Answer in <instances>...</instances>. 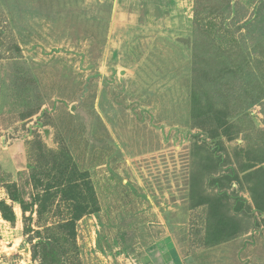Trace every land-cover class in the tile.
I'll use <instances>...</instances> for the list:
<instances>
[{
  "label": "rangeland",
  "instance_id": "rangeland-1",
  "mask_svg": "<svg viewBox=\"0 0 264 264\" xmlns=\"http://www.w3.org/2000/svg\"><path fill=\"white\" fill-rule=\"evenodd\" d=\"M260 88L264 0H0V264L67 218L60 194L21 210L66 166L99 206L76 264H264ZM194 89L226 126L193 121Z\"/></svg>",
  "mask_w": 264,
  "mask_h": 264
},
{
  "label": "trees",
  "instance_id": "trees-1",
  "mask_svg": "<svg viewBox=\"0 0 264 264\" xmlns=\"http://www.w3.org/2000/svg\"><path fill=\"white\" fill-rule=\"evenodd\" d=\"M198 4L197 2L196 5ZM202 10L197 9L196 13L202 12ZM207 12L210 15L217 14L220 13V8L211 7ZM207 33L209 34L208 31ZM210 59L212 63L215 60L212 58ZM235 71L231 70V72L236 73ZM225 73H228L227 70H224L220 75L218 74V78L217 76L215 77L217 85L221 83L220 77H224ZM221 87L222 85L219 88ZM217 90H219L218 87ZM263 97L264 90L260 88L256 96V101L261 100ZM236 98L238 97L236 96ZM191 102V117L193 121L200 118L204 120L205 118H210L209 115H212L217 117V124L220 128L227 125L229 116L228 109L230 106L227 105V103H225V107L219 106L213 114L211 103L203 101L195 89L191 95ZM233 106L234 104H232V107ZM260 162H264V155L260 158ZM42 187H44V189L40 190L43 191V195H36L31 205L25 207L21 204L24 220H31L33 213L36 214L39 220H42L48 212L52 211L53 201L58 194H60L61 201L64 202L67 207V218L65 217L66 219L60 221L54 228H44L45 231L42 236L39 231L33 230L31 227L24 229L25 235H30L32 233L29 239L31 243L32 259L35 264H65L67 254L73 250V254L71 257L69 255L67 259L71 258L76 260V262L73 263L76 264L78 262V256L75 244V224L84 216L99 211L98 201L93 186L86 173L79 172L75 167L66 166V169L58 171L54 175L48 173L46 175L45 184L42 183L40 176L33 177V188L37 190ZM34 206H37L36 210H34ZM28 212L30 216L26 217V213ZM3 216L5 219L9 218L4 213Z\"/></svg>",
  "mask_w": 264,
  "mask_h": 264
}]
</instances>
